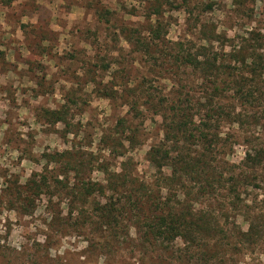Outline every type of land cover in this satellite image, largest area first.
I'll list each match as a JSON object with an SVG mask.
<instances>
[{
    "label": "trees",
    "instance_id": "obj_1",
    "mask_svg": "<svg viewBox=\"0 0 264 264\" xmlns=\"http://www.w3.org/2000/svg\"><path fill=\"white\" fill-rule=\"evenodd\" d=\"M183 2L192 15L189 3ZM232 2L240 15L252 13V8L243 6L244 0ZM162 3L148 1L151 11L144 31L134 29V34L127 27L123 29L127 31L126 41L154 62L160 59L158 48L166 31L158 17L151 22V15L160 14ZM206 6L213 8L209 3ZM98 17L102 18L101 14ZM197 34L203 43L185 47L178 42L179 49L173 48L167 59L165 64L173 72L170 78L174 83L167 93L153 92L140 81L115 89L114 77L105 83L92 79L100 97L119 99L135 114H142L143 107L159 116L162 139L145 155L154 169L152 176L141 177L132 157L126 155V144L131 147L138 142V130L128 125L126 131L125 120L118 119L114 130L100 137L98 151L73 144L68 149L43 153L45 165L52 164L51 170L31 174L13 195L21 197L26 205L44 197L46 207L53 212L48 223L51 229L64 232L75 226L98 237L99 248H114L130 239L145 251H172L178 240L183 246L171 252L176 258L188 264H224L222 259L232 254L231 249L264 244V140L258 131H250L263 126L264 34L250 29L228 36L214 23L202 20ZM180 71L191 77L182 78ZM184 82L198 85L200 92L186 90ZM175 84L179 87L174 88ZM71 93H65L60 107L40 111L49 124L62 123L65 131L71 125L70 104H77V96ZM233 124L244 129L248 146L237 163L226 159L232 142L229 133L223 137L221 131L223 126ZM104 149L115 158L124 157L117 168L100 154ZM93 170L102 178L93 179ZM54 198L66 202L64 217L57 211L60 203H50ZM214 202L221 204L207 209L197 206ZM228 212L232 213L231 222L227 221ZM237 216L247 224L246 229L237 224ZM70 218L74 223L70 224ZM132 230L135 237L130 235Z\"/></svg>",
    "mask_w": 264,
    "mask_h": 264
},
{
    "label": "rangeland",
    "instance_id": "obj_2",
    "mask_svg": "<svg viewBox=\"0 0 264 264\" xmlns=\"http://www.w3.org/2000/svg\"><path fill=\"white\" fill-rule=\"evenodd\" d=\"M148 1L0 3V264H188L176 258V253L171 255L183 246L178 240L173 243L172 251L163 248L145 251L130 239L109 249L99 248L98 237L75 226L55 232L48 225L53 212L51 207H46L44 197L26 205L21 197L13 195L14 189L31 174L51 170L52 164L45 165L43 153L68 149L73 144L98 151L100 137L114 130L118 119L125 120L126 131L128 125L138 130V142L131 147L126 144V155L132 157L141 177L152 176L154 169L146 162L145 155L152 144L162 139L159 116L143 107L142 114H135L119 99L100 97L92 79L105 83L114 77L115 89L140 81L144 88L167 93L174 83L170 78L173 72L165 63L174 53L173 48L179 49L176 43L185 47L203 43L197 34L200 20L214 23L228 36L241 35L250 29L264 34V0H244L243 6L252 8L247 16L237 13L233 0H186L192 15L185 10L183 0H163L158 9L160 14L151 15V22L158 17L166 31L158 48L160 59L154 62L151 56L137 52L135 44L126 41L127 31L123 30L127 27L135 34L134 29L142 32L148 27L147 14L151 11L147 9ZM207 3L213 8H207ZM100 14L102 18L98 17ZM89 63L96 67H90ZM179 74L185 79L191 77L181 71ZM184 84L186 90L200 92L198 85ZM177 87L175 84L174 88ZM66 92L77 96V104H70L68 131L62 123L49 124L40 112L42 108L60 107ZM260 112L263 126L252 127L250 131H258L264 140V103ZM243 130L235 124L221 128L222 136L228 132L232 142L226 159L234 163L248 149ZM100 154L110 161L112 168H117L124 159L111 156L105 149ZM90 176L102 178L97 170ZM50 203H60L57 211H61V217L66 215L65 201L54 198ZM220 204L197 206L207 209L218 208ZM230 215L228 222L233 220ZM68 221L74 223L72 218ZM236 222L246 229L241 216H237ZM130 235L135 237L133 230ZM230 251L232 254L222 259L224 264H264V244Z\"/></svg>",
    "mask_w": 264,
    "mask_h": 264
}]
</instances>
